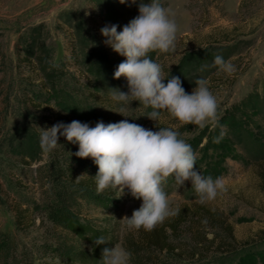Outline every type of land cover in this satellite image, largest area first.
<instances>
[{"label": "rangeland", "instance_id": "1", "mask_svg": "<svg viewBox=\"0 0 264 264\" xmlns=\"http://www.w3.org/2000/svg\"><path fill=\"white\" fill-rule=\"evenodd\" d=\"M140 2L126 0L119 4L117 1L118 4L113 6L118 32L139 15ZM160 3L171 10L178 25L175 50L152 52L149 57L162 65L166 76L183 56L189 54L188 64L182 69L185 75L182 87L191 94L197 78L208 81L210 91L218 100L216 122L210 121L201 127L179 122L162 112L156 123L146 117L152 109L140 106L138 101L125 107L121 115L117 111L123 105L106 95L99 83L97 108L116 122L127 119L150 130L155 129L152 125L163 124L178 130L186 142L198 133L211 134L221 119L228 116L241 119L249 128L264 129V114H261L264 112V0H160ZM70 11H73V23L80 20L85 27L94 29L108 19L109 13L103 0H0V90L3 95L9 92L7 100L0 98L3 116L0 135L25 122L39 132L48 129L44 119L46 112L55 113L57 109L53 106L52 95L43 88V81L49 71L48 63L53 65L64 56L71 58L69 40L72 32L59 19L61 14ZM17 53L20 61L25 55L30 56V64L21 61L19 65ZM216 55L230 60L236 71L227 74L218 66L213 67ZM69 63L68 70L79 75V83L85 82L86 75L82 70L79 72L72 59ZM47 152L26 162L18 155H8L0 150V230L10 233L14 243L11 257L0 264H101L89 259L80 260V254L62 260L43 247L52 243L47 234L51 224L39 220L45 212L40 206L43 187L38 168L48 159ZM225 164L227 171L219 177L227 190L203 203L224 213L238 245L255 248L250 255L233 264H264V189L258 176L260 164L246 155L242 160L226 158ZM163 187L170 207L201 201L194 194L191 181L178 186L170 177ZM17 200L28 210L22 227L15 225L12 204ZM80 203V217L95 227L109 247L119 244L128 251L125 240L135 230L123 226L121 219L125 215L131 217L132 212L139 209L142 199L134 198L125 189L122 195L116 190V201L106 208L83 200ZM66 235L72 238L77 251H91L89 241L72 233ZM208 236L211 237V233ZM219 253L211 251L194 262L169 256L160 264H214L215 255Z\"/></svg>", "mask_w": 264, "mask_h": 264}, {"label": "trees", "instance_id": "2", "mask_svg": "<svg viewBox=\"0 0 264 264\" xmlns=\"http://www.w3.org/2000/svg\"><path fill=\"white\" fill-rule=\"evenodd\" d=\"M117 1L120 4L119 0ZM117 1L103 0L109 11L108 19L102 21L97 29L85 27L80 20L73 23V11L61 14L60 21L72 32L69 40L71 58L64 56L55 64L48 63L46 66L49 71L45 78L43 77V88L52 95L53 106L57 109L55 113L46 112L44 119L47 128L58 123L70 124L74 120L86 123L89 127H95L98 122L105 125L117 123L109 114L97 108L100 98L97 83L101 84L106 95H109L110 88L128 91L125 77L114 79V72L126 57L113 51L112 47L105 43L109 38L101 33V29L106 25L110 28L116 23L112 8L118 4ZM30 58L25 55L21 61L30 64ZM188 58L189 54L183 56L181 62L167 72L163 83L167 84L168 79L172 77H179L183 83L185 75L182 69L188 64ZM16 59L20 65L18 53ZM71 59L79 68V72L82 70V74L86 75L85 82L79 83V75L68 70ZM8 93L3 95L0 90V98L7 100ZM2 120L0 111V131ZM20 124L21 126H13L5 135H0V150L8 155H18L26 162L47 152L40 146L41 132L28 122ZM219 126L211 134L198 133L187 141L197 157L195 169L203 176H211L214 179L227 171L226 158L242 160L246 155L259 162L258 176L264 189V129L249 128L241 119L232 116L223 117ZM154 127L152 130L158 131L159 127L167 126L152 125V128ZM58 136L57 146L47 152L48 159L38 168L43 187L40 206L45 212L44 216H39V220L41 223L47 220L51 224L47 234L52 243L43 247L50 249L55 257L62 260H70L80 254V260L89 259L92 263H99L102 249L110 244L94 243L101 235L87 219L80 217V202L83 200L106 208L116 201V190L108 188L98 193L94 180L98 166L91 157L75 156L79 145L68 142L59 133ZM171 207L180 209L177 216L165 219L151 231L141 228L127 236L125 246L131 254V264H160L169 256L194 262L211 251L226 254H216L214 264H233L250 255L255 249L236 243L231 224L221 210L205 205L202 201ZM12 208L15 225L22 227L27 220V208L21 207L18 200L12 204ZM59 229L61 231H58ZM63 231L66 233L63 234ZM67 232L89 241L91 251H77L72 238L66 235ZM208 233H211V237ZM13 244L11 234L0 230L1 262L8 261L11 257Z\"/></svg>", "mask_w": 264, "mask_h": 264}, {"label": "clouds", "instance_id": "3", "mask_svg": "<svg viewBox=\"0 0 264 264\" xmlns=\"http://www.w3.org/2000/svg\"><path fill=\"white\" fill-rule=\"evenodd\" d=\"M119 2L123 4L126 0ZM138 11L139 15L119 32L116 25L101 29L102 35L109 38L105 43L126 57L114 72V79L125 77L128 91L109 89L111 98L123 105L117 112L123 115L125 107L138 101L140 106L152 109L146 117L156 123L162 112L179 122L201 127L207 122H216L218 100L206 79L197 78L194 81L196 87L188 94L179 77L163 83L166 77L162 65L149 57L152 52L175 50L179 29L171 10L160 0H149L148 3L141 0ZM212 66H218L227 74L236 71L234 64L225 61L221 55L214 57ZM58 133L68 142L79 145L75 156L91 157L98 166L94 176L98 193L112 188L122 195L128 189L134 198L142 199L139 209L134 210L131 217L125 215L121 219L122 225L128 229L151 231L165 219L179 214L178 207H170L163 187L169 177L174 178L178 186L191 181L202 202L215 199L218 192L227 190L222 178L205 177L195 169L196 154L178 130L159 127L158 131H152L127 119L107 125L98 122L95 127L74 120L70 124L58 123L42 130L39 140L44 151L57 146ZM94 243L105 245L107 241L100 236ZM130 256L117 244L104 247L100 261L101 264H129Z\"/></svg>", "mask_w": 264, "mask_h": 264}]
</instances>
